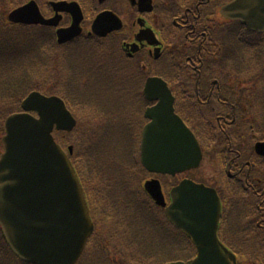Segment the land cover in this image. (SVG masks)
Listing matches in <instances>:
<instances>
[{"label":"rangeland","instance_id":"374dc122","mask_svg":"<svg viewBox=\"0 0 264 264\" xmlns=\"http://www.w3.org/2000/svg\"><path fill=\"white\" fill-rule=\"evenodd\" d=\"M32 1L36 2L40 10H45L44 0H0V26L3 22L5 23L6 13L18 5L23 7L30 2L34 3ZM216 1L218 12L222 5L220 3L230 0ZM123 2V0H114L109 5L115 11L116 9L121 10ZM214 13L213 11V15ZM214 19L226 25L225 33L229 38L221 52L223 59L220 61L217 58L213 60V63L207 62L206 69L208 65L215 68L218 65L225 71H217L219 73L216 74L222 78V83L235 88L242 87L244 98L249 99L253 105V108H249L248 119L245 118L244 134L251 136L250 127L253 126V133L258 134L264 140V36H258L257 33L251 35L247 32L243 35L237 25L225 21L222 16L218 15ZM29 34H32V31H29ZM33 34L37 37L36 33ZM34 35L27 41L7 42L28 48L27 50L20 48L22 51L20 57L11 55L6 58L7 51H2L6 49V46H2L5 41L0 40V111L3 109L11 110L9 113L21 111L22 100L33 92L47 96L52 93L56 94L59 89L67 92L65 95L69 101L86 109L84 122L88 123L86 130L89 129V133H81L80 137L87 138L88 146L86 148L81 142L76 143L84 159L82 164L87 170L89 166L94 172H99L101 183L99 186L96 182L95 184L105 189L108 196L104 202H111L113 208L111 210L108 205L103 209L105 227L103 234L96 235L95 244L90 246V250L88 249L90 254L88 251L86 253L88 257L85 256L75 264H168L187 262L195 258V247L167 222L163 208H150V204H144V202H152L155 199L152 198L151 201L146 194L145 182L157 179L153 173H149L140 163L138 164L139 132L144 124L140 117L143 106L138 97L139 88H143L147 77L150 78L152 75L164 74L171 77L172 73L177 70L173 67L175 63L165 59L162 61L165 62L164 66L159 70L153 72L149 69L143 73V76L141 75V78H138L135 75L139 76V74L134 72V69L130 68L121 58L116 42L109 40L99 49L92 43H81V45L79 43L71 49V52H68V54L76 55L66 64L65 61L61 60V62L57 59L51 46H42V52L34 51V46L32 48L36 42L41 43L47 40L48 31L42 38H36ZM1 36L2 32H0V38ZM212 39L216 38L212 37ZM73 61L75 63L68 66ZM80 61L83 62L82 65ZM237 71L245 73L230 83L228 78ZM228 72L232 73L228 75ZM228 98L231 99L232 96ZM5 119L6 117L2 120L3 124ZM81 127L83 125L76 124L75 132H80ZM1 128L0 158L4 153L1 139L5 134ZM216 130V128L212 130L213 137L215 133L219 134V130L217 132ZM68 134L71 135L72 131ZM60 135L53 136L59 141ZM206 135L208 138V134ZM73 139L71 138V141ZM84 148L90 149L91 153L83 150ZM218 169L217 159H212V156L205 154L198 169L177 174L176 179L172 181L176 184L177 181L181 182L186 177L193 178L195 181L214 188L219 198H222L226 192L224 193L222 188L219 189L218 183L222 184V181ZM261 173H264L263 167H261ZM260 174L257 177L264 179ZM223 175L228 177L227 173ZM163 177L167 182L171 179L170 175ZM252 177L250 176L251 182L257 185V181L252 180ZM158 179L163 183V179ZM231 182L228 181V183ZM230 186H233V192L225 198L227 201L239 202V204L234 206L233 214L226 217L229 220L225 230L227 237L224 236V240L237 253L241 251L246 255L249 261L244 264H256L258 261L264 264V222L259 216L260 212L257 207L259 198L256 197L253 186H250L253 197L248 196L244 199L238 198L240 192L236 183ZM259 188L264 190V184L262 183ZM161 190L165 196L163 188ZM150 195L154 197L151 192ZM114 214L116 217L112 216ZM108 217L110 219L107 221ZM155 218L163 219V221H156ZM171 234L177 236L178 243ZM1 239L6 241L0 228V241ZM1 251L3 253L2 256L0 255V264H29L19 263L3 248Z\"/></svg>","mask_w":264,"mask_h":264},{"label":"water","instance_id":"95a60500","mask_svg":"<svg viewBox=\"0 0 264 264\" xmlns=\"http://www.w3.org/2000/svg\"><path fill=\"white\" fill-rule=\"evenodd\" d=\"M228 9L230 18L264 33V0H236ZM108 18L107 14L100 17L97 30ZM9 19L25 25L57 23L44 20L35 3L13 12ZM120 28L117 23L107 31ZM157 88L164 100L160 99L154 123L144 132L143 164L150 172L175 173L195 168L201 161L200 149L174 114L166 84L153 79L146 85L149 91ZM22 107L27 112H37L39 119L15 114L6 120V136L2 139L5 153L0 158V226L19 259L33 264H75L93 224L74 170L51 134L55 125L58 130H72L75 121L63 104L38 93L31 94ZM157 190L152 195L160 199ZM157 203L164 206V202ZM166 215L197 247L196 259L188 264L236 262L217 237L222 214L214 190L183 182L173 191V203Z\"/></svg>","mask_w":264,"mask_h":264},{"label":"flooded vegetation","instance_id":"af4514ba","mask_svg":"<svg viewBox=\"0 0 264 264\" xmlns=\"http://www.w3.org/2000/svg\"><path fill=\"white\" fill-rule=\"evenodd\" d=\"M50 1L55 3L74 2L79 4L83 12V19L79 24L82 33L78 37L64 42H60L57 37L58 29H67L73 24V18L68 12L60 15L57 28H48L51 40L46 42V46H51L57 59L65 61L66 64L70 58L76 55L68 54V52H71V49L78 46L79 43L80 45L81 43H92L98 46L109 40L116 42L121 58L130 68L134 69V72L139 74V76L135 75L138 78H141V75L143 76V73L149 69L153 72L159 70L164 66L165 62L162 61L165 59L175 63L173 67L177 70L172 73L171 77L157 74L150 78L165 80L173 97L175 113L197 136L201 137L200 131L206 137L208 134L209 140L215 145L218 152L229 155V160L225 165L228 177L232 181L231 184L236 183L241 199L248 196L253 197L250 189V186H253L255 195L259 198L257 205L259 216L264 222V190L259 188L262 183L264 184V179L257 177L261 173V167L264 168V156H261L256 149V144L264 142V140L258 134L253 133V126L250 127L251 136L244 134L245 118L248 119L249 108L251 109L253 105L249 99L244 98L242 87L235 88L226 85L222 83L221 77L216 76L219 73L217 71H224V69H220L218 65H216L217 68L208 65V69H206L207 62L213 63L214 59L218 58L220 61L223 59L221 52L229 38L225 33L226 25L213 20V18L220 15L225 21L237 25L243 35L246 33L240 22L228 20L221 15L222 7L233 0L226 3L221 2L222 5L218 12L216 11L218 7L216 0H123V9H116V11L109 5L114 0ZM102 13H112L119 17L123 24L122 27L107 35H101L100 28L96 30V34L91 33L94 21ZM53 15L52 8L49 6L45 16L50 18ZM212 37L216 39H212ZM239 37L238 39H241ZM47 53L51 52L47 51ZM73 63L75 61L69 63L68 66ZM80 63L83 64L82 61ZM166 65L168 67L167 63ZM174 73L175 75H173ZM231 73L228 72V75ZM234 73L228 78L230 83H233L231 82L233 79L245 72ZM183 78L184 81H182ZM147 79L149 78L147 77ZM160 91V88L152 89L147 96L145 86L139 88L138 97L143 106L140 117L144 122V124L141 123L139 132L140 143L143 130L150 122L146 117L147 110L157 106L160 99L164 100ZM152 93L155 95H151ZM53 94L57 95L58 93ZM228 96H232V98L229 99ZM64 101L69 106L72 104L66 98ZM80 106L78 105L77 109L80 112H85L86 109ZM198 127L201 129L200 131ZM215 128L219 130V134L215 133L213 137L212 130ZM202 152L204 158V149ZM254 169L255 172H253ZM252 172L253 177L250 175ZM260 175L264 177V173ZM155 176L161 183L163 191H165V200L169 204L171 200L168 193L180 182L177 181L175 184L172 179L176 178H171L167 182L162 175ZM250 176L253 178L252 180L257 181V185L251 182ZM158 178L163 179V183ZM218 185L221 189L220 182ZM172 228H174L173 225ZM175 231L179 232L178 229ZM221 233L222 236H225L223 232ZM171 235L172 238L178 239L177 236ZM226 244L228 245V243Z\"/></svg>","mask_w":264,"mask_h":264},{"label":"trees","instance_id":"16d2710c","mask_svg":"<svg viewBox=\"0 0 264 264\" xmlns=\"http://www.w3.org/2000/svg\"><path fill=\"white\" fill-rule=\"evenodd\" d=\"M4 23V22H3ZM3 23L1 24L2 26H0V32H2V36L0 38V40L5 41V44H2V46H6V49H3L2 51H7V54H5V57H9L11 55H17L18 57H20V53H22L21 49H28L26 46L25 47H20V44H9L7 42L9 41H27L31 39V34H29L30 29L27 27H17V26H7L5 27L3 25ZM33 48V47H32ZM11 112V110H2L0 111V128L2 129V131L4 130V126L2 123V120L4 117H7L8 115L14 113H9ZM2 241V242H1ZM0 241V247L3 248L11 257H13V259H15L16 261H18L19 263H21L20 260H18L16 258V256L13 254V252L11 251V249L9 248V246L6 244V242L4 240L1 239ZM189 242V241H188ZM190 243V242H189ZM191 244V243H190ZM192 245V244H191ZM0 248V255L2 256V251Z\"/></svg>","mask_w":264,"mask_h":264}]
</instances>
